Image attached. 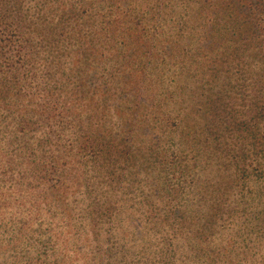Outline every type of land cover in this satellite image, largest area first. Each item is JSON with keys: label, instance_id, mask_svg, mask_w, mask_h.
Masks as SVG:
<instances>
[{"label": "rangeland", "instance_id": "rangeland-1", "mask_svg": "<svg viewBox=\"0 0 264 264\" xmlns=\"http://www.w3.org/2000/svg\"><path fill=\"white\" fill-rule=\"evenodd\" d=\"M3 1L0 264L14 262V250L4 243L18 234L33 238L43 232L46 238L49 229L67 233L65 218L82 208L85 181L90 190L95 187L93 164L99 143L109 138L122 151L131 145L147 157L154 145L151 152L158 151L164 169L188 156V169L180 175L185 177L181 183L187 198L201 204L212 191L216 203L232 210L231 216L217 218L212 234L198 238L210 264H264V0H194L201 18L193 20L186 12L203 54L228 42L245 47L246 55L233 64L231 96L218 99L212 108L202 91L179 98L180 86L191 73L176 61L193 54L195 44L175 47L177 42L166 40L170 36L161 43L137 37L152 27L136 18V0H107L104 5L98 0H7L9 7ZM103 11L122 18L106 25ZM167 28L160 26L159 34ZM171 50L173 55L166 58ZM175 54L179 57L174 62ZM244 62L253 64V71ZM205 142L234 165L224 170L227 163L222 160L208 166L201 156ZM27 146L28 151L22 149ZM218 189L228 191L227 201L217 197ZM182 211L179 208L177 216L182 217ZM133 218L136 234L141 228L144 233L149 219L139 213ZM98 223L109 232L107 223ZM192 223L199 225L197 220ZM77 233L74 228L67 250L71 263L83 249L82 243H75ZM52 247V258L62 254L60 246Z\"/></svg>", "mask_w": 264, "mask_h": 264}, {"label": "trees", "instance_id": "trees-1", "mask_svg": "<svg viewBox=\"0 0 264 264\" xmlns=\"http://www.w3.org/2000/svg\"><path fill=\"white\" fill-rule=\"evenodd\" d=\"M106 1L98 0L97 4L104 5ZM3 3V6L9 7L10 5L7 0H4ZM191 4L192 8L189 0H136L133 5L138 16L136 18L152 27L147 30V35L140 33L136 36L152 40L154 43H161L165 36H170L166 40L177 42L175 47H179L181 43L195 44L193 54L185 58L181 57L176 61L178 67H183V70L186 69V73L187 71L191 73L186 82L184 79L180 86L179 98H188L193 96L195 91H202L210 101L212 108L218 99L221 102L223 101L221 98L225 99V97L231 96L235 87L233 64L240 62L238 59L236 60L238 56L246 55L245 47L241 42L235 43V45L228 42L216 52L203 54L200 40L195 39L197 33L193 25V20L201 18L199 3L192 0ZM186 12L193 20L187 17ZM121 18L114 13L103 11L106 25L118 23ZM126 21L128 22V19ZM160 26H168L166 30L162 31L163 34H159ZM94 34L92 33L91 36ZM7 46V44L2 46L5 55L8 52ZM247 47L249 49L248 45ZM51 53L54 55L55 52L52 50ZM172 53L171 50L166 58H170ZM178 57L175 54L173 61L175 62ZM225 60L230 61L226 63ZM244 63L248 71H253V64ZM191 79H195V81L191 83ZM17 85H19L18 81L12 86ZM78 142L83 144L85 141L80 138ZM112 142L109 138L99 143L98 156L93 164V169L98 177L95 187L90 190L89 182L85 181V178L81 179L85 183L87 182L89 190L87 189V195L84 194V200L81 201L82 208L76 211L78 215L75 216L71 210L68 218H65L68 222L67 228L70 227L67 235L65 233L54 234L52 229L48 230L46 238L42 237L43 232L36 234L33 238L25 234L16 235L14 239L12 238L13 240L4 243L5 248L14 250L12 254L15 260L11 264H131L137 261H141L140 264H145L143 260L149 264H210L212 262L198 238L212 234L217 229V218L224 214L231 216L232 210L225 207L224 204L216 203V194H212V191L205 194V199L201 204L193 203L187 198L186 187L181 183L185 177L180 175H185L189 157H183L182 164L175 163V166L164 169L165 166L158 151L151 152L154 145H151L147 150L150 152L147 157L139 154L131 145L122 151ZM205 143L207 145H202L205 152L202 151L201 156L203 160L209 162L208 166L213 161L222 160L227 163L224 170L234 165L226 155L214 150V144ZM14 144L12 141L8 142L10 147H13ZM22 149L28 151L30 148L27 146ZM43 164L47 165L46 162ZM193 184H196L195 180ZM77 187L82 186L78 185ZM75 191H70V194L76 195ZM262 192L264 202V186ZM217 194L218 198L226 201L229 198L226 189H218ZM64 197L65 195L57 197V199ZM180 203L182 205L178 207ZM62 205L67 207L65 200ZM179 208L183 210L182 217L177 216ZM135 213L146 215L149 219L148 227L144 233L141 228L142 233L139 235L136 234L137 228L134 226ZM99 219L109 225V232L103 231L102 226L99 227ZM192 220H197L199 225H193ZM76 222L78 225H75ZM74 228L78 230L75 243H82L83 249L76 251L77 258L72 257L75 261L71 263L67 250L70 243L73 242L71 235ZM187 232L189 235H192L190 232L196 233V235L190 237ZM52 246H60L63 255L57 254L56 258H52L48 251Z\"/></svg>", "mask_w": 264, "mask_h": 264}]
</instances>
